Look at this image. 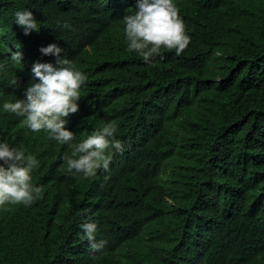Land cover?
I'll list each match as a JSON object with an SVG mask.
<instances>
[{
    "label": "trees",
    "instance_id": "16d2710c",
    "mask_svg": "<svg viewBox=\"0 0 264 264\" xmlns=\"http://www.w3.org/2000/svg\"><path fill=\"white\" fill-rule=\"evenodd\" d=\"M60 1L0 0V264H264V0Z\"/></svg>",
    "mask_w": 264,
    "mask_h": 264
},
{
    "label": "clouds",
    "instance_id": "9594fccd",
    "mask_svg": "<svg viewBox=\"0 0 264 264\" xmlns=\"http://www.w3.org/2000/svg\"><path fill=\"white\" fill-rule=\"evenodd\" d=\"M127 2L130 3L129 0H127ZM120 3H121V1H120ZM44 9L53 13L55 16H58V12L60 14H62L63 12H65L67 10V7L60 0H45ZM26 15H31V14H29L26 11H22V12H19L17 14H15V13L11 14L9 19L11 22H25L26 21L25 20ZM37 29H38V25H37ZM72 33L73 32L66 34L62 39V43H69V40H71L69 38L72 35ZM144 45L141 47V49L139 50V52L136 55L139 56L140 58L145 59L147 57V55L144 52Z\"/></svg>",
    "mask_w": 264,
    "mask_h": 264
}]
</instances>
